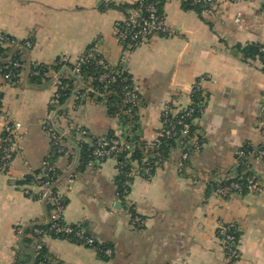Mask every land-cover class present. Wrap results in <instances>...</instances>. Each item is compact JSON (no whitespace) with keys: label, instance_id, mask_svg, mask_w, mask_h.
Returning <instances> with one entry per match:
<instances>
[{"label":"crops","instance_id":"obj_1","mask_svg":"<svg viewBox=\"0 0 264 264\" xmlns=\"http://www.w3.org/2000/svg\"><path fill=\"white\" fill-rule=\"evenodd\" d=\"M138 1L0 0V33L31 40L28 59L37 64L52 65L58 59L74 63L93 44L106 59L117 62L123 49L115 25L126 18L119 7ZM183 1L167 0L164 5L165 24L173 35L139 44L126 54L125 66L141 97L138 135L147 143L161 129L165 108L187 107L194 83L206 77L205 109L196 120L203 148L191 156L183 173L178 169L182 149L175 148L150 180L136 174L129 195L121 200L117 161L108 158L82 167L77 152L66 143L68 152L56 161L65 176L60 188L68 198L64 220L82 226L97 243L110 245L113 254L103 258L93 248L45 237L52 264H264V190L225 200L207 189L208 175L218 172L219 180L224 179L221 174L233 167L244 143H264L258 127L264 104L263 65L245 61L233 50L239 44L264 45V0H221L218 14L203 17L184 9ZM56 78L53 74V81L36 86L28 71L18 84L0 75V147L6 123L22 124L18 152L9 171L0 173V264L15 263L22 229L47 221L44 201L17 185L41 169L50 154L46 123L66 136L74 127L87 129L92 138L128 132L119 118L107 114L103 103L93 100L77 107L69 103L66 115L52 112ZM83 140L93 143L91 138ZM251 164L264 184V161L256 158ZM133 213L140 219L136 224ZM230 221L240 231L237 262L227 260L217 237L219 223Z\"/></svg>","mask_w":264,"mask_h":264},{"label":"trees","instance_id":"obj_2","mask_svg":"<svg viewBox=\"0 0 264 264\" xmlns=\"http://www.w3.org/2000/svg\"><path fill=\"white\" fill-rule=\"evenodd\" d=\"M166 1H138L131 5H121L119 8L126 13V19H129L134 11H138L141 17L146 18L148 17L146 10L150 4H153L157 9V13L162 18H165L164 5ZM183 7L186 10H194L200 17H203V5L195 4L192 0H185L183 1ZM125 25V23H120L121 27H125ZM4 35L8 41L14 43L13 46H7L3 45L0 41V75L7 83L18 84L22 74L27 71L30 82L36 86H44L53 81V74L58 75V78H56L58 83L55 84L56 91L50 105L52 112L57 115H66L69 103H73V106L77 107L87 100H93L98 103H103L107 114L110 117L119 118L124 127L130 126L128 132L124 134V141L132 147L131 151L122 150L113 155V158L117 161L118 175L116 177V186L118 197L121 200H124L131 191V185L135 177L133 174L134 170H136L135 167L137 168V174L150 180L155 175L156 170L170 160L172 150L175 148L180 147L183 152H187L189 155H193L202 150L204 138L198 133L196 120L203 115L205 109L206 92L204 89H197L195 87L191 89L190 103L186 108L176 107L172 104L168 105L167 111L162 113L161 122L164 125L165 131H170V134L162 135L156 143H147L138 135V113L142 106L140 95H138V101L136 103L126 102L128 93L134 90L135 84L124 64L120 63L114 68L109 67L106 57L100 52L95 51L96 46L93 44L82 54L84 62L80 65V73L76 74L74 72L75 64L61 59H58L52 65L30 62L28 55L33 47L32 41H19L12 36ZM158 36L171 37L172 35L169 36L167 33H161ZM26 42H30L31 45L27 46ZM233 50L236 54H240L245 61H260L264 71V45L258 43L247 45L239 44ZM89 54H93L94 57H89ZM7 75L9 77L5 79ZM104 75L106 79L101 81L100 78ZM112 77L114 80L111 79ZM0 107H2V94H0ZM261 119L264 120V111ZM50 123L49 126L47 124L45 125V129L49 134L58 137L65 143V146H63L64 151L60 152L59 146L52 141L50 154L44 160L43 167L31 171L22 180L17 181V185L23 188V190H32V188L38 190V193L32 195L35 199L42 197L43 190L41 188L46 185L51 187L53 190L52 195L44 202L47 221L46 223L35 222L26 229H22L21 249L14 264H52V256L44 244L45 237L65 239L78 245H84L96 250L101 257L108 258L106 250L111 249V246L97 243L84 232L82 226L67 224L63 215L57 221L49 222V218L51 212L57 208L53 200L58 196L57 192L60 189L63 181L62 178L64 177L63 172L56 166V161L68 152L67 144L77 152L82 167L95 161L101 162L109 157L97 158L94 156L96 142L99 138H92L89 134L87 138H91L93 143L92 145L87 143L83 140V137L78 136L81 127L71 128L68 136H66L61 130L55 128L52 122ZM185 125H189L188 133L180 140L179 137ZM7 136L8 132L3 131L1 134L0 166L9 162L4 159L5 149L9 146L6 140ZM103 137L107 140L117 139L113 131ZM194 139L197 140L198 149L191 144ZM259 150H264V143L260 145H253L249 142L244 143L238 149L243 155L235 156V159H238L237 165H233L224 175L221 174V176L225 177L224 179L219 180L220 174L218 172H213L208 175V193L218 194L219 189L230 188L231 191L222 197L228 200L234 193L238 192L232 187L234 184H237L241 188L240 196L249 194V180L256 173L250 161L258 158ZM184 163L188 167L190 159L184 161ZM233 169L236 170V177L228 178L227 176L230 175ZM8 171L9 167H6L3 173H7ZM67 204V196L61 197L59 206L65 210ZM133 217L135 218L137 215L133 213ZM59 228H69L71 232L68 234L58 232L57 230ZM236 236L240 240V231H237ZM88 241H92V244H89Z\"/></svg>","mask_w":264,"mask_h":264},{"label":"built area","instance_id":"obj_3","mask_svg":"<svg viewBox=\"0 0 264 264\" xmlns=\"http://www.w3.org/2000/svg\"><path fill=\"white\" fill-rule=\"evenodd\" d=\"M142 1H145V0H139V2H142ZM192 1L195 4L203 5L204 7L203 15H206V16L218 14L221 10V0H192ZM146 11L148 12V17L146 18L141 17L138 11H134L132 12L129 19L125 18L123 21L118 22L115 25V33H114L115 38L118 44L123 49V55L121 56L120 60L117 62H110L107 59L109 67L114 68L120 63L125 65L126 60H127L126 54L130 52L133 48L138 46L139 44L147 42L151 38L158 36L161 33H167L169 34V36L173 35V32L167 28L165 24V19L162 18L157 13V9L155 8L153 4H150ZM236 22H240V19L237 18ZM120 23H125L126 24L125 27H121ZM0 41L2 42L3 45H7V46L9 45L13 46L14 44L12 41H8L4 33H0ZM26 45L30 46L31 43L26 42ZM95 51L99 52L97 48L95 49ZM89 57H94V55L89 54ZM83 62H84V58H82V55L74 62L75 64L74 72L76 74L80 73V65ZM8 77L9 75L5 76V79H7ZM105 79H106L105 75L100 78L101 81ZM111 79L114 80L113 77ZM206 80H207L206 77H201L199 81H196L194 83L193 87L197 89L199 88L203 89V86ZM56 83L58 82L55 80V84ZM100 95H104V94H100ZM138 95H139L138 90L134 88V90L128 93L126 102L136 103L138 101ZM75 99H77V97H75ZM167 108L168 107H166L163 112H166ZM263 111H264V104H263L261 116H260L259 123H258V127L264 136V120L261 119ZM175 113H177V111H175ZM1 116H2V107H0V117ZM179 123H182V122H179ZM46 124L47 126H49L51 123L48 122ZM54 127L56 128L55 124H54ZM126 128L128 131L130 129V126L128 125ZM188 128H189V125H185V128L182 131L181 136L179 137L180 140H182V138H184V136L187 135ZM3 131L8 132V136L6 137V140L8 141L9 146L5 149L4 159L8 160L9 162L6 163L5 165L0 166V170H1L0 173H3L6 167H9V168L11 167V164L15 158V155L18 152V142L21 137L22 124L19 122H8L6 123ZM89 134L90 133L87 129L85 128L79 129V132H78L79 137L87 138ZM164 134L169 135L170 131H165L164 125L162 123V127L158 131L153 143L158 142V138ZM49 135L51 137V142L54 141V143L59 146L60 148L59 151L63 152L64 151L63 146H65V143L58 137L51 135V134ZM96 144L97 145L94 150V156L97 158H103V157L113 158L114 154L122 150L131 151L132 149V147L124 141V136H117V139H111V140H107L105 137H100L97 140ZM191 144H193L194 147L198 149L196 139L192 140ZM242 155L243 153L237 150L235 156H242ZM191 156L192 155H189V153L187 152H183V151L181 152V158L178 162L179 172H183L187 169V165L184 163V161L189 160ZM257 159H261L264 161V150L258 151ZM237 163H238V159H234V165H237ZM135 169L136 170H134V173H133L134 175L137 174V168L135 167ZM235 177H236V170L233 169L232 174L230 175V178H235ZM71 181L72 180L69 179V183ZM232 187H234V189H236L238 192L234 193L231 197H233L234 195L240 196V191H241L240 186L237 184H234ZM248 188H249L250 193L254 195H259L263 192L264 190L263 181L260 179V177L256 173L254 174V177L249 180ZM41 189L43 190V195L40 199L45 202V200L52 195L53 190L51 189L50 186H47V185ZM229 191H231L230 188H221L218 190V195L220 197H223L224 195H227ZM24 192L26 195L30 197H32V195H34L35 193H38L36 192L34 188H32V190L26 189L24 190ZM57 195L58 196H56L53 200V202L57 205V208L51 212L49 222L57 221L61 219L64 213V209L63 207L59 206V202H60V198L63 196H66V194L60 188L59 191L57 192ZM139 221L140 219L138 217H135V218L133 217L134 224L138 223ZM57 231L64 232L66 234L71 232L69 228H64V229L59 228ZM237 231L239 232V226L237 225L235 221L221 222L219 223L217 227V237L219 239V242L222 248L224 249L226 253L227 260L229 262H234V261H237L239 258H241L240 257L241 256L240 240L236 236ZM88 243L92 244V241H88ZM112 254H113V251L111 249L106 250V255L108 257L112 256Z\"/></svg>","mask_w":264,"mask_h":264},{"label":"water","instance_id":"obj_4","mask_svg":"<svg viewBox=\"0 0 264 264\" xmlns=\"http://www.w3.org/2000/svg\"><path fill=\"white\" fill-rule=\"evenodd\" d=\"M65 178V176L62 178V180Z\"/></svg>","mask_w":264,"mask_h":264},{"label":"rangeland","instance_id":"obj_5","mask_svg":"<svg viewBox=\"0 0 264 264\" xmlns=\"http://www.w3.org/2000/svg\"><path fill=\"white\" fill-rule=\"evenodd\" d=\"M240 257H241V256H240ZM239 259H240V258H239ZM239 259H238V260H239ZM236 262H237V261H236Z\"/></svg>","mask_w":264,"mask_h":264}]
</instances>
